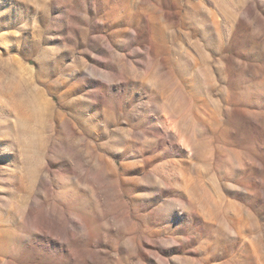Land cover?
I'll return each instance as SVG.
<instances>
[{
  "label": "rangeland",
  "instance_id": "1",
  "mask_svg": "<svg viewBox=\"0 0 264 264\" xmlns=\"http://www.w3.org/2000/svg\"><path fill=\"white\" fill-rule=\"evenodd\" d=\"M0 264H264V0H0Z\"/></svg>",
  "mask_w": 264,
  "mask_h": 264
}]
</instances>
